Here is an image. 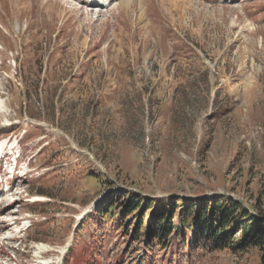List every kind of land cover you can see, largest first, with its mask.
<instances>
[{
	"label": "rangeland",
	"instance_id": "obj_1",
	"mask_svg": "<svg viewBox=\"0 0 264 264\" xmlns=\"http://www.w3.org/2000/svg\"><path fill=\"white\" fill-rule=\"evenodd\" d=\"M100 9L0 0V172L4 145L20 150L16 179H0V264H180L191 232L150 251L130 197H231L264 213V0ZM111 202L119 231L96 212ZM193 264H260V252Z\"/></svg>",
	"mask_w": 264,
	"mask_h": 264
},
{
	"label": "trees",
	"instance_id": "obj_2",
	"mask_svg": "<svg viewBox=\"0 0 264 264\" xmlns=\"http://www.w3.org/2000/svg\"><path fill=\"white\" fill-rule=\"evenodd\" d=\"M124 201L122 207L125 215L136 216L137 236L143 229L146 230L148 239L147 243L143 244L150 251L155 242L157 246H164L168 236L174 232L178 233L180 228H183L189 230L191 235L188 237L182 234L176 252H172L178 256L180 264L189 261H192V264L197 263L205 259L206 255L225 249L245 252L253 248L258 249L260 264H264V213L260 210L255 214L251 213L250 209L231 197H214L211 200L205 198L186 206L176 205L175 202L153 203L134 197L126 198ZM114 206L111 202L102 208L98 207L100 220L103 222L113 220L117 215ZM145 213L150 215L146 222L144 217L141 218ZM176 217L178 225H174ZM119 225L120 230L125 227L122 220ZM236 233L240 234L239 240L233 238ZM166 247H169V244Z\"/></svg>",
	"mask_w": 264,
	"mask_h": 264
},
{
	"label": "bare ground",
	"instance_id": "obj_3",
	"mask_svg": "<svg viewBox=\"0 0 264 264\" xmlns=\"http://www.w3.org/2000/svg\"><path fill=\"white\" fill-rule=\"evenodd\" d=\"M86 1L87 2H85V4H88L89 3L90 5L99 6V7H101L102 5H106L108 2H109V5H110L109 7H111V5H112L111 2H114V1L118 5H120L121 7L124 6V5H128L130 3H133V0H99V3H97L96 0H86ZM230 1H234V0H230ZM5 107H6V105L4 104V102L2 101V99L0 98V110L3 111V109H5Z\"/></svg>",
	"mask_w": 264,
	"mask_h": 264
}]
</instances>
